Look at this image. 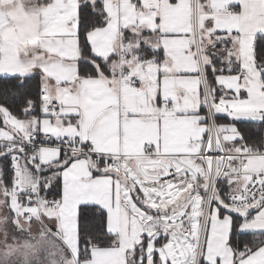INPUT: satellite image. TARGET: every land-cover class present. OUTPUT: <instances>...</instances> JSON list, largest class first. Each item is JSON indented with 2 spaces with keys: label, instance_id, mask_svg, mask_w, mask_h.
Wrapping results in <instances>:
<instances>
[{
  "label": "snow or ice",
  "instance_id": "6c2138e0",
  "mask_svg": "<svg viewBox=\"0 0 264 264\" xmlns=\"http://www.w3.org/2000/svg\"><path fill=\"white\" fill-rule=\"evenodd\" d=\"M0 264H264V0H0Z\"/></svg>",
  "mask_w": 264,
  "mask_h": 264
},
{
  "label": "trees",
  "instance_id": "16d2710c",
  "mask_svg": "<svg viewBox=\"0 0 264 264\" xmlns=\"http://www.w3.org/2000/svg\"><path fill=\"white\" fill-rule=\"evenodd\" d=\"M221 115H222V114H221ZM220 121L227 122L226 120H223V119H221ZM220 121H219V122H220Z\"/></svg>",
  "mask_w": 264,
  "mask_h": 264
},
{
  "label": "crops",
  "instance_id": "0c3cea01",
  "mask_svg": "<svg viewBox=\"0 0 264 264\" xmlns=\"http://www.w3.org/2000/svg\"><path fill=\"white\" fill-rule=\"evenodd\" d=\"M220 123H225V122H223V121H220Z\"/></svg>",
  "mask_w": 264,
  "mask_h": 264
}]
</instances>
